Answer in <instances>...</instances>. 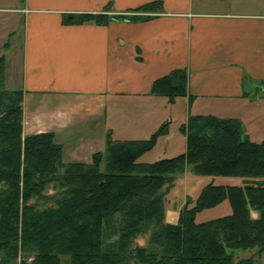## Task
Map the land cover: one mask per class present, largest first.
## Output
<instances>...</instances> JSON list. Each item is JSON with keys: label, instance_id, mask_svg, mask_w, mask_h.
Listing matches in <instances>:
<instances>
[{"label": "trees", "instance_id": "1", "mask_svg": "<svg viewBox=\"0 0 264 264\" xmlns=\"http://www.w3.org/2000/svg\"><path fill=\"white\" fill-rule=\"evenodd\" d=\"M110 9L66 13L62 22L144 21L163 2ZM187 81V70L176 68L149 93L174 102L188 95ZM256 88L263 91L264 79ZM22 99L23 90L5 87L0 56V264H257L250 256L234 261V251L264 253V139H252L237 118L189 114L179 126L185 149L171 157L141 159L168 134L166 120L143 138L114 139L108 131L90 161H66L53 132L23 134ZM188 165L197 175L240 182H208L168 222L166 195ZM224 200L230 213L196 221Z\"/></svg>", "mask_w": 264, "mask_h": 264}, {"label": "crops", "instance_id": "2", "mask_svg": "<svg viewBox=\"0 0 264 264\" xmlns=\"http://www.w3.org/2000/svg\"><path fill=\"white\" fill-rule=\"evenodd\" d=\"M19 1L13 11L21 14L14 20L23 26L20 53L8 58L11 43L0 53L5 86L23 90V134L53 132L66 161H90L104 150L106 130L113 137L120 119L136 109L154 127L127 139L173 122V104L149 90L176 68L188 72V95L176 102L189 113L223 116L211 109L259 98L264 0H162L163 11L150 19L106 25L64 24L62 15L101 12L108 4L110 13H121L151 0Z\"/></svg>", "mask_w": 264, "mask_h": 264}, {"label": "rangeland", "instance_id": "3", "mask_svg": "<svg viewBox=\"0 0 264 264\" xmlns=\"http://www.w3.org/2000/svg\"><path fill=\"white\" fill-rule=\"evenodd\" d=\"M19 7H21L19 0H0V53L2 51L3 44L11 43L9 44L10 51L4 52L8 54V58L9 56H18L20 53L23 26L22 23H19L17 20L14 21L17 18L20 19L21 14L13 11L15 8ZM17 25L18 28L15 29V33H11ZM14 78L18 80L17 73ZM5 87L7 88V86ZM258 97L259 98L256 101H253L251 105L246 106L237 104L236 102H229L228 105L222 108L211 109V111H217L216 113H221L223 115L219 117L237 118L242 123L244 128L249 130L248 132L245 129L249 136L256 141H260L264 139V89L259 92ZM159 98L164 99L166 104H173L171 107L174 111L173 122H170L169 124L168 134L160 136L154 148L142 156L141 159L143 161H152L163 157H171L183 152L185 149V136L180 131L179 126L183 121H185L187 117L186 115L192 113H189V109L187 108H185V111L181 108L180 102H176L179 98L175 99L176 103L168 102L163 97ZM214 106L216 107V105ZM156 108H158V106H156ZM133 112L135 114L130 112L125 114V116L120 119L121 126L114 132V139H119L120 137L122 139H127V134H140L147 131L151 127H154V123L151 121L150 115L143 119V113H139L137 109ZM107 122L108 121H106V123ZM106 131L108 132V130ZM210 181L216 184L240 182V180L236 177L197 175L192 171L191 165L186 166L184 171L177 175L173 185L170 187L166 195V221L175 222L178 211L184 205L186 200H190L192 204L198 196L201 188ZM230 211L231 208L228 201L224 200L215 207L198 212L195 219L197 222L206 221L228 214ZM255 215L256 214L253 213V216ZM146 240L147 235L137 239L140 244H145ZM249 256L253 257L257 264H264V253H259L257 248H248L245 250L237 249L234 251V261L239 258Z\"/></svg>", "mask_w": 264, "mask_h": 264}, {"label": "water", "instance_id": "4", "mask_svg": "<svg viewBox=\"0 0 264 264\" xmlns=\"http://www.w3.org/2000/svg\"><path fill=\"white\" fill-rule=\"evenodd\" d=\"M259 90H262V88H256V89H255L254 96L256 95V93H257Z\"/></svg>", "mask_w": 264, "mask_h": 264}]
</instances>
